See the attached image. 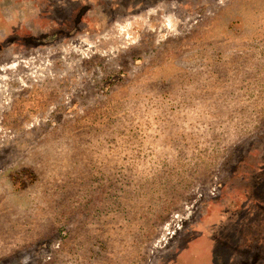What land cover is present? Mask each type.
<instances>
[{"label": "rangeland", "instance_id": "1", "mask_svg": "<svg viewBox=\"0 0 264 264\" xmlns=\"http://www.w3.org/2000/svg\"><path fill=\"white\" fill-rule=\"evenodd\" d=\"M1 8L0 264H264V0Z\"/></svg>", "mask_w": 264, "mask_h": 264}, {"label": "crops", "instance_id": "2", "mask_svg": "<svg viewBox=\"0 0 264 264\" xmlns=\"http://www.w3.org/2000/svg\"><path fill=\"white\" fill-rule=\"evenodd\" d=\"M6 10H8L7 8H5ZM3 14V11H2V8L0 9V15H2ZM1 17V16H0ZM3 19V18H2ZM200 254H198V256H199Z\"/></svg>", "mask_w": 264, "mask_h": 264}]
</instances>
